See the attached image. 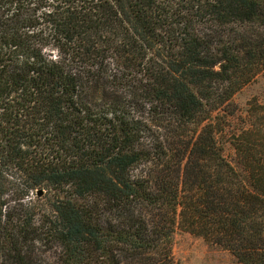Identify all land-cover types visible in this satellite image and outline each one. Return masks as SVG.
<instances>
[{
	"label": "trees",
	"instance_id": "trees-1",
	"mask_svg": "<svg viewBox=\"0 0 264 264\" xmlns=\"http://www.w3.org/2000/svg\"><path fill=\"white\" fill-rule=\"evenodd\" d=\"M261 67L264 0H0V264H174L177 227L264 264L217 140Z\"/></svg>",
	"mask_w": 264,
	"mask_h": 264
},
{
	"label": "rangeland",
	"instance_id": "rangeland-1",
	"mask_svg": "<svg viewBox=\"0 0 264 264\" xmlns=\"http://www.w3.org/2000/svg\"><path fill=\"white\" fill-rule=\"evenodd\" d=\"M255 72L223 104L217 133L222 154L251 185L257 183V174H264V67ZM40 190L41 194H37L38 190L29 199L46 208L45 197L38 199L46 191ZM171 255L174 264H242L229 250L210 245L181 227L174 232Z\"/></svg>",
	"mask_w": 264,
	"mask_h": 264
},
{
	"label": "water",
	"instance_id": "water-1",
	"mask_svg": "<svg viewBox=\"0 0 264 264\" xmlns=\"http://www.w3.org/2000/svg\"><path fill=\"white\" fill-rule=\"evenodd\" d=\"M37 194H38V195L41 194V190H39V191L37 192Z\"/></svg>",
	"mask_w": 264,
	"mask_h": 264
}]
</instances>
